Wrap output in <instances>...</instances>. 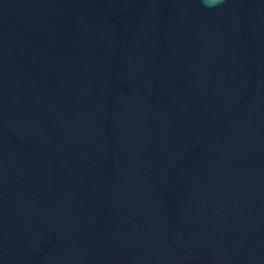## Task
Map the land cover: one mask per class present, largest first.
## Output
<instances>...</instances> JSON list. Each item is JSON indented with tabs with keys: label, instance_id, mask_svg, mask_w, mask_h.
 Wrapping results in <instances>:
<instances>
[{
	"label": "water",
	"instance_id": "1",
	"mask_svg": "<svg viewBox=\"0 0 264 264\" xmlns=\"http://www.w3.org/2000/svg\"><path fill=\"white\" fill-rule=\"evenodd\" d=\"M0 0V264H264V0Z\"/></svg>",
	"mask_w": 264,
	"mask_h": 264
},
{
	"label": "clouds",
	"instance_id": "2",
	"mask_svg": "<svg viewBox=\"0 0 264 264\" xmlns=\"http://www.w3.org/2000/svg\"><path fill=\"white\" fill-rule=\"evenodd\" d=\"M205 6H207V7H212V6H214V5H213V4H210V3H207V0H206Z\"/></svg>",
	"mask_w": 264,
	"mask_h": 264
}]
</instances>
